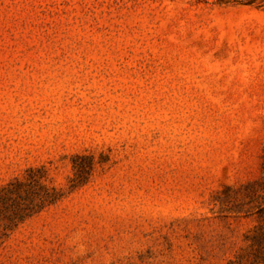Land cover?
Listing matches in <instances>:
<instances>
[{
  "label": "rangeland",
  "instance_id": "obj_1",
  "mask_svg": "<svg viewBox=\"0 0 264 264\" xmlns=\"http://www.w3.org/2000/svg\"><path fill=\"white\" fill-rule=\"evenodd\" d=\"M9 182L0 264H264V0H0Z\"/></svg>",
  "mask_w": 264,
  "mask_h": 264
},
{
  "label": "trees",
  "instance_id": "obj_2",
  "mask_svg": "<svg viewBox=\"0 0 264 264\" xmlns=\"http://www.w3.org/2000/svg\"><path fill=\"white\" fill-rule=\"evenodd\" d=\"M46 197L36 191L32 182H9L3 185L0 188V215L5 229L41 208Z\"/></svg>",
  "mask_w": 264,
  "mask_h": 264
}]
</instances>
